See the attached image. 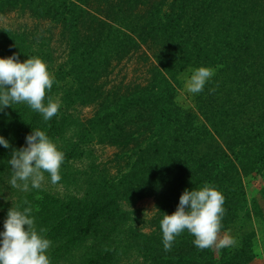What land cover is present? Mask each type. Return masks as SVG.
<instances>
[{"label":"trees","instance_id":"16d2710c","mask_svg":"<svg viewBox=\"0 0 264 264\" xmlns=\"http://www.w3.org/2000/svg\"><path fill=\"white\" fill-rule=\"evenodd\" d=\"M15 10L59 26L62 60L51 42L6 28L0 56L41 58L55 77L45 103L61 107L44 121L25 103L8 106L0 135L19 148L27 133L44 130L65 153V168L83 145L116 146L117 168L93 170L78 192L47 181L23 191L9 185L11 149L0 145V230L7 210L27 200L52 241L51 264H118L119 244L147 264H250L251 236L235 248L199 249L185 231L165 251L159 221L186 188L205 184L225 197L219 237L245 209L264 221V0H0V13ZM144 46L152 60L145 55L141 75L111 80ZM190 64L216 67L196 95L201 122L174 101L176 76ZM254 172L263 183L249 198L244 177ZM146 196L156 203L149 232L129 222L128 206Z\"/></svg>","mask_w":264,"mask_h":264},{"label":"clouds","instance_id":"9594fccd","mask_svg":"<svg viewBox=\"0 0 264 264\" xmlns=\"http://www.w3.org/2000/svg\"><path fill=\"white\" fill-rule=\"evenodd\" d=\"M214 74L210 66L195 67L186 81L187 91L192 94L203 92ZM54 82L55 77L39 57L27 56L21 61L15 53L0 56V112L8 106L25 103L41 114L44 121L51 120L61 107L50 97L45 103L46 92L52 89ZM0 145L11 149L7 159L12 173L8 182L11 187L23 191L40 189L45 172L52 184L61 181L60 169L65 153L44 130L36 128L27 133L25 144L19 148L0 135ZM224 200L223 194L209 184L186 188L175 210L171 214L163 212L159 221L164 250L170 251L175 238L185 231L194 237L193 244L199 249H221L234 245L236 241L231 235L219 237L226 211ZM51 245L45 230L37 227L29 201L7 210L3 229L0 230V264H51L48 255Z\"/></svg>","mask_w":264,"mask_h":264},{"label":"rangeland","instance_id":"374dc122","mask_svg":"<svg viewBox=\"0 0 264 264\" xmlns=\"http://www.w3.org/2000/svg\"><path fill=\"white\" fill-rule=\"evenodd\" d=\"M13 29L15 31L23 32L28 31L35 33L39 40L43 43H50L59 52L63 51L64 45L60 41L59 37V26L56 25L49 18L43 16L40 18H35L30 16L28 12L6 11L0 13V29ZM30 38V37H29ZM32 39V38H30ZM36 42L38 40L35 39ZM151 50L144 46L138 53H136L130 60L122 64L115 69L116 78L111 80H119L124 78L126 81L139 77L141 75V67L144 62L145 55L147 56V61L152 60ZM62 55L57 57V60H62ZM150 58V59H149ZM198 64H190L185 68L180 70L176 76L178 82V88L176 89L174 95L175 103L182 109L189 111L194 114L198 122L202 121L197 105H196V95L189 93L186 89V81L190 77L192 70L198 67ZM216 70L215 66H210ZM117 71V72H116ZM77 111L83 116H89L92 112L90 107L76 108ZM118 151L116 146H111L108 144L100 143H88L80 147L77 151L78 156L69 160L70 168H65L61 166L60 172L62 179L57 184H52L50 182V177L44 176L43 182L47 181L46 185H49L54 190H58L63 194L70 192H76L80 185V182L91 181L89 175H91L93 170L96 172H103L108 174H115L117 168L113 161H110L115 152ZM121 170H126V165L122 163L117 164ZM45 175V174H44ZM245 188L248 192V197L250 198V193L256 194L257 190L263 183V176L259 172L249 173L244 177ZM78 192V191H77ZM129 222L131 225L144 232H149L152 228L151 217L156 211V203L153 197H142L137 200L132 206H128ZM226 234L234 237L236 243L230 247L235 248L240 245L244 235L248 236L250 239L252 250L254 254L253 260L250 264H264V221L254 215L250 214V210L240 211L234 222L230 225ZM119 250L117 251L116 260L118 264H147L142 261V258L137 256L135 250H125L121 244H119Z\"/></svg>","mask_w":264,"mask_h":264}]
</instances>
